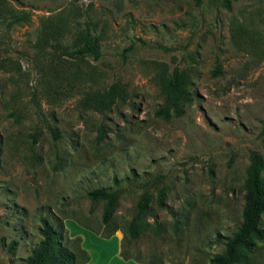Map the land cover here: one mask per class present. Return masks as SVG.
I'll return each mask as SVG.
<instances>
[{
    "label": "rangeland",
    "instance_id": "rangeland-1",
    "mask_svg": "<svg viewBox=\"0 0 264 264\" xmlns=\"http://www.w3.org/2000/svg\"><path fill=\"white\" fill-rule=\"evenodd\" d=\"M8 10L27 17L8 23ZM85 30L96 60L67 53ZM174 66L191 102L163 120ZM112 83L109 109L88 105ZM263 122L264 0H4L0 264H23L41 217L85 252L75 264H208L240 221L248 154L264 160ZM96 188L114 194L106 224ZM244 264H264L263 242Z\"/></svg>",
    "mask_w": 264,
    "mask_h": 264
},
{
    "label": "trees",
    "instance_id": "trees-1",
    "mask_svg": "<svg viewBox=\"0 0 264 264\" xmlns=\"http://www.w3.org/2000/svg\"><path fill=\"white\" fill-rule=\"evenodd\" d=\"M234 0H222V5L228 8ZM4 0H0V8ZM10 22L14 23L27 17L26 12L8 10ZM98 38L88 30L83 32L81 45H75L67 51L70 55H89L96 60L100 57L97 45ZM186 77L183 72L174 66L169 71L162 83L163 104L153 111V115L169 119L183 113V104L191 102L190 93L186 90ZM122 96L119 86L112 83L104 91L98 92L88 100V105L98 111L109 109L114 101ZM259 134L264 136V122L260 126ZM264 160L257 152L248 154V165L242 181V204L240 208V221L233 233L222 241V250L212 255L208 264H244L252 254L256 242L264 243V228L259 226L261 214H264V178L260 175ZM90 201L103 200L100 221L102 224L109 222L115 200L114 194L104 188H96L87 191ZM147 197L141 196L136 204V213L129 222V236H136L137 220L147 212ZM40 239L33 246L25 258L23 264H75L76 256L85 252H74L64 246L59 237V231L53 228L46 218H40ZM14 242H11V247Z\"/></svg>",
    "mask_w": 264,
    "mask_h": 264
},
{
    "label": "crops",
    "instance_id": "crops-1",
    "mask_svg": "<svg viewBox=\"0 0 264 264\" xmlns=\"http://www.w3.org/2000/svg\"><path fill=\"white\" fill-rule=\"evenodd\" d=\"M75 235H79V236H82L80 233H76ZM124 261H127V260H124ZM135 263H137V262H135ZM137 264H140V263H137Z\"/></svg>",
    "mask_w": 264,
    "mask_h": 264
}]
</instances>
